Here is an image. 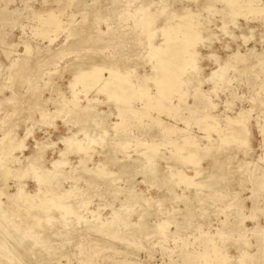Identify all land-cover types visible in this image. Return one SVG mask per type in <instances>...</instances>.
Returning a JSON list of instances; mask_svg holds the SVG:
<instances>
[{"label":"rangeland","instance_id":"374dc122","mask_svg":"<svg viewBox=\"0 0 264 264\" xmlns=\"http://www.w3.org/2000/svg\"><path fill=\"white\" fill-rule=\"evenodd\" d=\"M198 1L201 2L200 0ZM260 1L259 4L255 5H263L264 0ZM142 2L146 6L147 3H150L146 11L151 12L155 8H163V6L166 7L167 5L172 9H176L181 5L192 8L196 4L194 0H143ZM142 2L141 0H132V2L131 0H0V162L4 161L0 168V187L2 188H0V194L4 192V189L7 192L15 193L17 186H14V183L16 185L18 180L19 183L17 185L20 183L24 184L25 191L32 192L35 189V182L31 179L32 172L25 173L27 179L24 177L25 179H22V182H20L21 178H23L21 172L20 174L18 173L19 176L21 175L20 178L16 172H14L16 176L8 170L5 172L6 169L13 170L12 167H16L17 161H21L24 156L34 151L35 141L42 140L44 142L49 139L51 143H54V147L50 146L47 148L43 156L46 169L50 168V162L53 159H58L56 151L64 147L58 141V138L70 136L71 132H78V139H88H85L87 141L85 144H89L88 154L91 156L90 163L87 162L88 164L85 165L88 166V168L86 167L87 170L81 169L80 165V168H78V159L81 155L70 153L66 157L71 165L77 166L76 170L72 166H65L64 169L66 171L62 169L63 173L61 171L56 172L59 175H57L58 179L52 177L54 181L57 179L55 182L52 180L51 183L54 190H58L57 193L75 184L79 189L72 191V195H75L74 192H80L81 189V192H77V195H75L78 197H73V195L68 198V202L64 201L70 207L72 203L75 204L69 210L71 211L74 208L73 212L71 211L72 215L68 213V217L66 214L59 216L60 212L61 214L63 212L59 209L56 212L55 207H50L51 203L48 205L44 204L43 208L46 205L48 207V213H46V208L42 211L39 210L41 206L37 205L39 203L38 200L29 203L27 205L29 206L28 208L24 206L26 205L25 202L21 200H15L16 202H14L1 194L0 201L3 204L0 205V208L3 211L0 209V223L2 222L4 225L0 224V234H5V238L1 241L10 244V247L5 248L3 252V254L5 252L6 254L0 255L2 264H205L206 262L203 263L200 259L197 262L191 260L197 255L204 253V250L212 253L211 245H213L215 251L219 250L222 255L224 254V257L229 259L227 260L228 262L231 261L230 263L227 262V264H240L239 258L241 259V257L244 264H264V135L259 134L262 128L260 129L259 124H257L260 123L261 127H264V124H262V120H264V15L260 16L257 14L254 16L255 14H247V9L243 7L242 1H236L232 7L241 11L240 13H244L248 19L245 15H238L234 20L236 22L235 26L233 23H226L229 14L226 15L222 12L210 15L208 28L211 31L213 30L215 35L214 37H208L205 40L207 43L204 41L205 45H203L204 42H201L194 48L199 60V75H183L182 79L185 80L186 84L179 90V92L181 91L180 94L171 96L170 102L162 103L158 109L152 108L149 104H144V101L131 96L129 99L130 105L137 110H144L151 117H143L142 120L140 119L141 123L127 118L124 120L125 127L119 131L121 135L117 136L116 132L119 129L114 128L113 124L115 123L116 125V123L120 122L118 115L121 112H125L126 108L123 107L121 102L118 103L119 100L115 99L116 101L114 102V99L112 100L104 94L96 93L94 86L91 88L86 84L90 88L86 87L83 83L85 81L82 82L84 87H82L81 82L74 83L73 77L75 72L83 71V69L86 71L89 67L96 68V65L98 68V64L103 65L100 66L101 68L105 65V67L114 65L115 69L121 72L117 73V76L127 73L131 79L128 76L126 78L135 87H150V90L154 91L153 82L158 75L153 62L155 57L158 56L153 54V48L149 46L148 38L144 31L146 29V31L153 32L150 42L156 46L162 41L160 27L165 26L168 22L165 20L166 13L161 12L160 14L156 13L155 16L158 15L156 21L150 28L145 27L143 30V26L142 28L136 27L134 25L136 10H143ZM219 4H215L218 9L222 7ZM223 9L227 11L226 6ZM47 10L54 11V14H57L56 12L59 10L56 19L62 22V27L57 29V31L56 27H53L54 24L43 26V28L51 30L48 35L50 39H53L51 42L47 38H41V36L36 35L35 28L41 25H38L39 19L37 20L33 16L45 15ZM193 11L197 13L199 19L208 15L206 11L197 10L196 8ZM202 22L204 21L202 20ZM222 22L226 23L225 31L219 30ZM208 44L211 48L209 46L204 48ZM24 45L29 47L28 54L25 53ZM230 52L239 53L241 61L237 59L238 61L233 62L231 58L227 60L226 56L233 55ZM208 55H211V57L205 58ZM258 60L260 61L259 63ZM103 61L108 63L104 64ZM109 63L112 65H109ZM152 67H154V70ZM219 67L226 68L224 74L218 79L217 77L209 78L210 72ZM228 67L229 69H227ZM101 76L107 78L108 81H113V77H108L106 70L102 71ZM85 79H88V77ZM204 79H208L206 80L207 82ZM87 82L91 81L88 79ZM87 100H91L93 104H87ZM45 101L47 102L45 103ZM39 103L40 106L35 107V104ZM75 104L83 106L86 114L80 108H77L79 111L73 108ZM169 105H173L175 114L171 118L166 115V108ZM89 108H91L89 110L91 112H88ZM38 109H41L46 114V118H40ZM74 110H76L75 113ZM80 110L82 111L80 112ZM72 112L75 116H79L78 112L84 116H80V119L77 117L76 120ZM97 112H101V114L98 115ZM239 113H247L249 121L246 124L248 127L245 128V125L244 128L248 129V132L246 133L241 125H237V130L240 127L242 129L240 128L237 131L234 126L233 130H236L239 136L236 135V131H234L235 134H232L234 137L239 138L245 133V135L248 134V137L244 135V139L242 135L241 139H233V135H231L233 130H229L230 132L224 130L219 133L218 129L223 128L229 119ZM88 115H91L90 118H88ZM100 116L102 117L100 119L102 124L99 121ZM71 117H75L74 119L77 122L72 120ZM81 117H86L85 120L94 119H91L92 121H82ZM209 117L211 118L209 119ZM202 118L203 122H201ZM78 119L83 123L84 131L87 129V132H84L83 129H80L81 131L78 130L82 128ZM156 119H161L164 123H171L173 127L177 126L175 128L176 135L168 139L166 134L155 124ZM98 121L99 123L97 124ZM104 124L105 126L102 128ZM100 127L102 128L101 130ZM212 127L215 128L212 129ZM26 129H31L33 134L25 138L24 145L26 148L22 153L18 150L10 151V148L8 149L9 151H6L10 142L7 138H4V134L9 131L12 133L15 131L18 136L23 137ZM106 131L109 133L106 134ZM239 132H241V135ZM83 133H87L88 137H84ZM81 134L83 135L81 136ZM98 134L99 136H97ZM186 135L192 138V144H196H193V147H202L209 138L216 141L212 147L207 148L209 150H207L209 152L208 157L207 153L205 154L206 151L201 150L202 152H198L201 158L195 155L201 161L199 160L198 163L196 162L198 160L192 159L196 160L195 162L196 164L198 163V166L195 164L191 165V162L185 161V158L190 153L186 148L191 150L192 147L188 148L190 144L186 148L184 146L182 151L180 150L181 145L185 144L183 143L184 138L182 139L181 136L185 137ZM219 135L225 137L224 143L218 140ZM49 140H47V143H50ZM242 140L245 142L242 143ZM2 141L5 144L7 141L8 143L5 145ZM113 144L119 148L114 145L113 149ZM241 144L246 145L242 146ZM2 147H5V149ZM110 149L113 153L109 155ZM177 149L181 152L179 153L178 151V154H175L174 151H177ZM150 150L154 153L149 152ZM142 151L149 152L148 156L150 157L148 160H145ZM10 152H13V154L9 155L11 154ZM171 154L175 157L172 158ZM10 156L14 159L10 158ZM107 159L110 162L109 160L105 161ZM179 159H182V162ZM98 161L103 162V165L101 170L98 169V172H96L97 169H93V164ZM144 163L148 164V170V166L145 168L144 166L146 165ZM5 166L6 168H4ZM119 166L123 167L119 169ZM170 167H172V171L177 173H170ZM197 167H199V170H197ZM80 169L86 171L85 173L83 171L82 176L78 175L79 172L81 173ZM143 169L146 172L151 171L146 173ZM104 171L107 172L105 173ZM4 172L7 173L6 177L5 175H3L4 177L2 176ZM59 172H61V176ZM107 173H112L110 174L112 176ZM195 173L197 174L195 175ZM12 174L15 177L13 176L12 178L10 176ZM64 174L67 175L65 176L66 180L63 179ZM113 175L115 176L113 177ZM171 175L173 176L170 177ZM180 175L181 178L179 177ZM98 176L101 177L102 181L97 178ZM74 177L79 179L76 180ZM163 183L166 185H163ZM222 190L223 192L221 193ZM82 193L84 194L82 195ZM8 201H13L14 204H12L14 206ZM81 201L86 204V207L82 206L83 203ZM161 201L162 203H160ZM20 202L23 203L22 206ZM36 206L39 207L38 210L40 212ZM76 206L79 207L77 208ZM81 206L82 208H80ZM11 207L12 209L14 207L15 210H11ZM22 208L23 210H21ZM85 208L90 211L93 210L95 212L94 217L98 215L99 221L103 222L111 217L119 226L112 221L111 225L108 224L101 227L103 231L100 228L97 230L88 226L86 229V224L82 225L85 221L81 222V220L84 218L88 221L85 223L93 224V221L89 222V219H94V217L92 214H88ZM8 209L11 211L9 212ZM17 209L19 210L16 211ZM26 210L27 212H24ZM29 210L31 211L29 212ZM49 210L51 211L49 212ZM112 211L117 212V215L112 217L110 215ZM23 213L27 215H23ZM36 213L38 218L34 219L37 215L32 217L34 222L33 220L31 221L33 226H30V228L32 229L33 227L34 229L32 230L37 229L36 231L41 229L39 233H42L43 236L38 234L40 238L41 236L47 238L45 234L55 229H61L63 225L61 223L64 219L66 222H70L74 228L71 229V226L69 227L68 225L70 229L67 230L68 228L65 229L63 227L59 235L56 234L52 239H48V241L53 240L52 245L54 248L56 247V254L54 252V256H51V258L55 257V260L53 259L54 262H51V258L45 254L44 249L40 248V245L36 244L34 240L24 239L23 233L27 226L23 221L25 218H30V214L35 215ZM47 214H51L52 223L43 222L46 218L48 219ZM69 215L76 217V219ZM77 215L82 218L78 219ZM139 215V218H141V223H139L141 231L140 229H134L136 228V222L139 221ZM7 219H12L17 226L10 225L8 221L11 220L6 222ZM37 219L38 221L36 222ZM60 220L62 221L60 222ZM118 220H124L128 226L124 221ZM162 220L169 222L164 232L156 234V231H152L151 234L149 230H153V225ZM74 221L75 225H73ZM5 222L9 223V226ZM38 223L39 225H37ZM94 224L96 225L97 223L95 222ZM130 224L133 228L129 227ZM139 224H137V227ZM106 226L110 228L108 230L110 233L114 232L116 234L113 233L111 235L107 230H104L103 228H106ZM116 226L118 230H116ZM141 226L143 230L148 229L150 226L153 229L150 227L146 231L149 235H146L148 233L145 230L144 233ZM113 227L115 230H113ZM93 230L96 232L94 233ZM132 230L136 232L134 233ZM69 231H71L70 234ZM127 232H130L128 235L134 237L133 239L131 237L132 241L130 240L133 244L127 239L126 242L122 240L128 236L126 235ZM117 233L120 234L117 235ZM132 234L135 235L133 236ZM116 237L117 240L119 238V241H122L118 242ZM45 238L44 240L47 241ZM112 238L115 239L114 242ZM128 238L130 237L128 236ZM208 240L211 241L208 242ZM18 242L22 243V246ZM207 242L211 247L206 245ZM2 249L0 251L4 250ZM14 251L20 255L21 259H19V255L18 259H16L17 255L13 253ZM210 262V264H216L214 261Z\"/></svg>","mask_w":264,"mask_h":264},{"label":"bare ground","instance_id":"6f19581e","mask_svg":"<svg viewBox=\"0 0 264 264\" xmlns=\"http://www.w3.org/2000/svg\"><path fill=\"white\" fill-rule=\"evenodd\" d=\"M71 1V0H70ZM72 1H74V0H72ZM133 1H135V0H133ZM143 0H141V2H142ZM145 1V0H144ZM193 1V0H192ZM195 1V6H193L192 8H190L189 6H186V5H181V6H179V7H177L176 9H172V8H170L168 5L166 6V7H164L163 6V8H155L154 9V11L153 12H151V11H146V10H148L147 9V7H148V5H150V3H147V6H146V4L145 3H143L142 4V6H143V10L142 9H137L136 10V21H134V25L137 27H141L142 28V26H143V30L145 29V27L147 28V27H151V26H153L154 25V23H155V21H156V18H157V16H155L156 15V13L158 14H160L161 12H165L166 13V21L168 22V24H166L165 26H163V27H160V31H161V34H162V41H161V43L160 44H158V45H156V46H154V45H152V42H150V39L153 37L152 35H153V32L151 33L150 31H146V29H145V34L147 35V38H148V42H149V46L151 47V48H153V54L156 56V54H157V56L158 57H155V60H154V67H155V70H157V78L154 80V85H153V87H154V91H152V89L150 90V87H144V86H137V87H135L133 84H132V82L129 80V79H127L126 78V76H130L129 74H120L119 76H117L116 74L117 73H121V72H119L118 71V69H115V67H114V65H112L111 63H109V65L111 64L112 65V67H110V66H108V67H103V68H101L100 66H103V65H101V64H98V66L100 67H98L97 68V65H96V68H90L89 67V69H87L86 71H84V69H83V71L81 70L80 72H75V74H74V77H73V81H74V83H77V82H83V81H85V82H83L84 84H85V86H86V84L88 85V86H90L91 88H93V86L95 87V91H96V93H100V94H104L107 98H110V99H114L113 101L115 102L116 100H119V102L118 103H120L121 102V104L123 105V107H125L126 108V111L125 112H121L119 115H118V117H119V120H120V122H118V123H116V125H115V123L113 124L114 125V128H118L119 130L116 132V130H115V132H116V134H117V136H120L121 135V133L119 132L121 129H123L124 127H125V123H124V120H126L127 118L128 119H133V120H135V121H137V122H140L141 123V121H140V119L142 120V118L144 117H147V118H149V117H151L149 114H147L144 110H141L140 111V109L139 110H137L136 108H134L133 106H131L130 105V102H129V99H130V97L131 96H134L136 99L138 98V100H140V101H144L145 103L144 104H149L150 105V107H154L155 109H158L159 107H160V105L162 104V103H165L166 101H169L170 100V98H171V96H174L175 94H180V92H179V90L181 89V87L182 86H184L185 84H186V82H185V80H183L182 78H183V75L184 76H188V75H190L191 74V76H194V75H199V73H200V68H199V64H198V58H197V53L194 51L195 49L194 48H196L195 46L197 45V44H199V43H201V42H204L208 37H214V35H215V33H213V30L211 31V29L210 28H208L209 27V21H208V19H210L211 17H210V15H213V14H216V13H222V12H224L226 15L227 14H229L228 15V18H227V21H226V23H233V25L235 26V17H237L238 15H241V16H244L245 14L244 13H240L241 11H239L238 9H234L232 6H233V4L237 1H242L243 2V7L244 8H246L247 9V14H255L254 16H256L257 14L258 15H260V16H263L264 15V1H263V5H261V6H259V5H255V4H259L261 1L260 0H200L201 2H199L198 0H194ZM131 2H132V0H131ZM152 2V1H151ZM155 2V1H154ZM159 2V1H158ZM162 2V1H161ZM163 3V2H162ZM194 3V2H193ZM218 4V3H220L219 5H221L222 7L221 8H219L218 9V7L215 5V4ZM140 4V3H139ZM138 4V5H139ZM138 5H136V6H138ZM188 5V4H187ZM225 6L227 7V11H224V9L223 8H225ZM197 9V10H202V11H206V13H208V15L207 16H209V17H207V16H204L203 18H201V19H199V17H198V15H197V13H195V11H193V9ZM44 10H45V8H44ZM60 11H61V9H59ZM59 10H57L58 12H59ZM140 10V11H139ZM48 11V12H47ZM46 11V14L45 15H43V14H41V16H37V15H33L34 16V18H37V20H38V22H39V24L38 25H41L40 27L38 26V27H36L35 28V31H36V35L37 36H41V38H47L48 40H49V42H51L53 39H50L49 37H48V35H49V32L51 31V30H47V29H45V28H43V26L44 25H48V24H54L53 25V27L55 26L56 27V31H57V29H60L61 27H62V22H60V21H58L57 19H56V17H57V14H58V12H56L57 14H54L53 12L54 11H52V10H47ZM167 11V12H166ZM62 12V11H61ZM199 13H200V11H198ZM60 14V13H59ZM224 15V14H223ZM252 15V16H253ZM32 16V17H33ZM36 16V17H35ZM48 16V17H47ZM129 16H131V15H129ZM161 16V15H160ZM69 17V16H68ZM126 17H128V16H126ZM133 17V16H132ZM202 17V16H201ZM245 17H247L246 15H245ZM251 17V16H250ZM33 18V19H34ZM244 18V17H243ZM247 19H248V17H247ZM252 19V18H251ZM254 19V18H253ZM36 19H35V21H37ZM202 20L204 21V22H202ZM206 20V21H205ZM211 21H213V20H211ZM41 23V24H40ZM226 23L225 22H222L221 24H222V26L219 28V30H221V31H225L226 30ZM232 25V26H233ZM45 26V27H46ZM49 27H50V25H49ZM52 27V28H53ZM235 28V27H234ZM233 28V29H234ZM55 31V30H54ZM252 31V30H251ZM229 32V31H228ZM228 32H227V34H228ZM231 33H232V31H230ZM105 33V32H104ZM223 33V32H222ZM234 33V32H233ZM233 36V35H232ZM244 37V36H243ZM247 38V37H246ZM261 39H263V38H261ZM152 40V39H151ZM215 40H217V39H215ZM208 41H209V39H208ZM206 43H207V41H205ZM205 42H204V44L203 45H205ZM209 46V44L206 46V47H204V48H207ZM212 46V45H211ZM24 47H25V53H27L28 51H29V47L28 46H26V45H24ZM149 47V48H150ZM210 47V46H209ZM227 47V46H226ZM211 48V47H210ZM254 50V49H253ZM229 51H231V50H229ZM252 51V50H251ZM264 51V50H263ZM230 53H232L233 55H228V56H226L227 58V60H229L230 58H231V60L234 62V61H236L237 59H239V61H241L240 60V58H239V56H240V54L239 53H237V52H230ZM28 54V53H27ZM250 54V53H249ZM252 54V53H251ZM153 55V56H154ZM254 55V54H253ZM246 56V55H245ZM209 57H211V55H208V56H205V58H209ZM215 57V56H214ZM254 57V56H253ZM259 57V56H258ZM151 58H152V56H151ZM246 58V57H245ZM260 58V57H259ZM244 59V58H243ZM248 59H249V57H248ZM247 59V60H248ZM213 60V59H212ZM230 60V61H231ZM219 61V60H218ZM231 61V62H232ZM238 61V60H237ZM104 62V64H107L105 61H103ZM102 62V63H103ZM260 61L258 60V63H259ZM98 63V62H97ZM156 63V64H155ZM242 63H244V62H242ZM96 64V63H95ZM216 64V63H215ZM261 64V63H260ZM264 64V63H263ZM257 65V64H256ZM1 66V65H0ZM91 66H92V64H91ZM223 66V65H222ZM84 67V66H83ZM93 67V66H92ZM154 67H152L153 68V70H154ZM218 67V66H217ZM254 67V66H253ZM16 68V67H15ZM117 68V67H116ZM151 68V69H152ZM13 69V68H12ZM77 69H79V68H77ZM226 69V68H225ZM225 69L223 68V67H219L218 69L217 68H215V69H213L211 72H210V75L208 76L209 78H216L217 77V79H218V77H221L223 74H224V72H225ZM227 69H229V67L227 68ZM16 70V69H15ZM15 70H13V71H15ZM103 70H106L107 71V73H108V77H113V81H108V79L107 78H105V77H102L101 76V73H102V71ZM261 70V69H260ZM150 71V70H149ZM86 77H88V79L91 81V82H87V80L88 79H85ZM130 78V77H129ZM131 79V78H130ZM205 80V82H207L206 80H208V79H204ZM213 80V79H212ZM73 83V84H74ZM83 83H82V87H84L83 86ZM198 85H199V83H198ZM88 86H86V87H88ZM90 87H88V88H90ZM85 90H86V88H84ZM91 90V89H90ZM93 90V89H92ZM200 90V89H199ZM52 92V91H51ZM84 96H85V94H84ZM105 97V98H106ZM58 98V97H57ZM133 98V97H132ZM34 99V98H33ZM46 99V98H45ZM116 99V100H115ZM60 100V99H59ZM94 100V99H93ZM92 100V101H93ZM106 100H109V99H106ZM112 101V102H113ZM47 101H45V103H46ZM94 102V101H93ZM170 102V101H169ZM86 103L87 104H91L92 102H91V100H87L86 101ZM86 104V105H87ZM93 104V103H92ZM109 104H111V103H109ZM114 104V103H113ZM116 105V104H115ZM120 105V104H119ZM37 106H40V103L39 104H35V107H37ZM121 106V105H120ZM88 107H89V105H88ZM95 107V106H94ZM73 108H75V109H77V108H80V109H82L83 110V106H77L76 104H75V106H73ZM86 108V107H85ZM92 108V107H91ZM91 108H89L88 109V112H91L92 110H93V108L91 109ZM109 108V107H108ZM169 108V109H168ZM91 109V111H89ZM115 109V108H114ZM118 109V108H117ZM167 109V112H166V115H168V116H170V118L171 117H174L175 116V114H174V110H173V105H169V107H167L166 108ZM78 110V109H77ZM82 110H80V112L82 111ZM79 111V110H78ZM84 111V110H83ZM48 112V111H47ZM68 112H70V111H68ZM76 112V110H74V113ZM80 112H78L79 113V116H75L74 115V113L72 112V115H74L75 117V119L77 120V117L80 119V116H82V115H80L81 113ZM86 111H84L83 113H85ZM93 112V111H92ZM99 112V111H98ZM97 112V114L99 115V114H101V112L100 113H98ZM112 112V111H111ZM38 113L40 114V118L42 119V118H46V114L44 113V112H42L41 111V109H38ZM77 113V114H78ZM86 114V113H85ZM88 114V113H87ZM110 114V113H109ZM108 114V115H109ZM58 116V115H57ZM84 116V115H83ZM87 116V115H86ZM91 116V115H90ZM90 116L88 115V118H90ZM93 116H95V115H93ZM116 116V115H115ZM67 117V116H66ZM73 117V116H72ZM71 117V119L72 120H75L74 118H72ZM97 117V116H96ZM95 117V118H96ZM205 117H207V116H205ZM64 118V117H63ZM82 118V117H81ZM86 118V117H85ZM85 118H82V121H87V120H85ZM102 117L100 116V118H99V121H100V123L102 124V122H101V119ZM211 117H209V119H210ZM264 118V117H263ZM29 119H30V117H29ZM78 119V120H79ZM84 119V120H83ZM92 119V118H91ZM90 119V120H91ZM94 119V118H93ZM92 119V120H93ZM97 119V118H96ZM104 119V118H103ZM102 119V120H103ZM118 119V118H117ZM151 119H155V118H151ZM208 119V118H207ZM206 119V120H207ZM75 120V122H77ZM90 120H88V121H90ZM91 120V121H92ZM68 121V120H67ZM80 121V123H79V125L81 124L82 125V128H79L78 130L79 131H81L80 129H83V123H81V120H79ZM78 121V122H79ZM99 121L97 122V124L99 123ZM249 121V119H248V116H247V113H239V114H237L236 116L234 115V117H232L231 119H229L226 123H225V126L222 128H219L218 129V131H219V133H222V131H224V130H226V131H231V130H233L234 129V126H235V129L237 130V128H238V126L237 125H241V127H243V129H245V128H247L248 127V125L246 124L247 122ZM263 121V123L262 124H264V120H262ZM261 121V122H262ZM34 122V121H33ZM44 122V121H43ZM95 122H96V120H95ZM201 122H203V118H202V121ZM212 122V121H211ZM31 123V122H30ZM86 123V122H85ZM84 123V124H85ZM90 123V122H89ZM44 124V123H43ZM46 124V123H45ZM48 124H50V123H48ZM155 124L157 125V127H159L160 129H161V131L163 132V133H165L166 134V137H168V139L170 138V137H173V136H175L176 135V130H175V128L177 127H173V124H171V123H164L161 119H156L155 120ZM257 124H259L258 126H259V128L261 129L262 128V130H260L261 132L259 133L260 135L262 134V135H264V127H261V124L260 123H257ZM31 125V124H30ZM38 125V124H37ZM86 125V124H85ZM84 125V126H85ZM95 125V124H94ZM109 125H111V124H109ZM113 125H111V126H113ZM141 125V124H140ZM217 125V124H216ZM216 125H215V127H216ZM246 125V127L244 128V126ZM105 126V124L102 126V128ZM116 126V127H115ZM236 126H237V128H236ZM79 127H81V126H79ZM215 127H212V129L213 128H215ZM231 127H232V129H231ZM240 127V126H239ZM240 127V128H241ZM101 127H100V130L102 129ZM106 128V127H105ZM111 128H113V127H111ZM226 128V129H225ZM240 128L237 130V131H239L240 130ZM25 129V128H24ZM39 129V128H38ZM211 129V130H212ZM242 129V128H241ZM104 130V129H103ZM102 130V131H103ZM108 130V129H107ZM114 130V129H113ZM236 130H233V132H231V135H233V134H235L234 133V131H236ZM83 131H84V129H83ZM109 131V130H108ZM108 131H106V134L107 133H109ZM112 131V130H111ZM214 131H216V129H214ZM229 131V132H230ZM237 131H236V133H237ZM243 131V130H242ZM241 131V132H242ZM245 131H246V133L248 132V129L246 130L245 129ZM84 132H87V129H86V131H84ZM99 132H101V131H99ZM104 132H105V130H104ZM241 132H239L240 133V135H241ZM70 133V132H69ZM77 133L78 132H71L69 135L70 136H65V137H59L58 138V141L59 142H61L62 144H63V148H61V149H59V150H57L56 152H57V157H58V159H53L51 162H50V168L48 169H46L45 168V161L43 160L44 159V153H45V151H46V149L47 148H49L50 146L52 147H54V143H51V141L49 140V139H47V140H49L50 141V143H47V140L46 141H44V142H42V140H39V141H35V144H34V151L31 153V154H29V155H27V156H24L23 157V159L21 160V161H17V165H16V167L15 168H13L12 167V169L13 170H11V169H6V171L5 172H7V170L8 171H10L11 173H13V174H15V176H16V173L18 174H20V172H21V175L23 174V178H21V180H20V182H22V179H25L27 176H26V174L25 173H28V172H32L33 173V175L31 174V179L33 180V182H35V189L32 191V192H28V191H25V189H24V184H19V185H17L18 183H19V180H18V177L20 178L21 177V175L19 176V174H18V177H17V180H18V183L15 185V183H14V186H17L16 187V192L14 193H10V192H7V190L5 191V189H4V192L3 193H1V194H3L7 199H9V200H13L14 202H16L15 200H21L22 202H25L26 203V205H24V206H27L29 203H32V202H36L37 200H38V202L39 203H37V205L40 207L41 206V209H39V210H43V209H45L46 208V213H48V207H47V205L48 204H50L51 203V205H50V207H52V208H56L55 210H56V212H57V210L59 209V210H61L62 212H63V214H61V212H60V215L59 216H63L64 214H66V216H67V214L68 213H70L71 215H72V213H71V211L74 209H72L71 211H69L70 209H71V207H73L75 204L74 203H72V201H71V203H72V206L70 207L67 203L65 204V202L64 201H66V202H68V198H70V196H73L72 195V191H76V189L78 190L79 188L76 186V184L75 185H73V186H71V187H69L68 189H64V190H60L58 193H57V191H55L54 190V188H53V184H51L52 183V180L54 181V179H52V177L54 178V177H56L57 179H58V173L56 174V172H58V171H61L62 169H64L65 168V166H72V168L74 167L75 169L74 170H76V167L77 166H73V165H71V163H70V161L68 160V156L67 155H70V153H73L74 155L75 154H77V155H81L80 157H79V159H78V168H80L79 167V165L81 166V169H87L88 168V166H85L86 164H88L87 162H89L90 163V155L88 154V150H89V144L87 143V144H85V142H87L86 140H88V139H78L77 138ZM217 133V132H216ZM233 133V134H232ZM244 133V132H243ZM31 134H33L32 132H31V129H26V133L23 135V137H21V136H18L16 133H15V131L12 133L11 131H9V132H7L6 134H4V138L6 139H8V141L10 142V143H8V141H7V143H8V146H7V148H6V151H9L8 149L10 148V151H13L14 152V150H18L19 152H21L22 153V151L26 148V146L24 145V140H25V138L28 136V135H30L31 136ZM80 134V133H79ZM78 134V135H79ZM84 134V135H83ZM83 134H81V136L83 135L84 137H88L87 136V133L85 134V133H83ZM119 134V135H118ZM89 135V134H88ZM91 135V134H90ZM103 135V134H102ZM109 135V134H108ZM236 135H238L239 136V134L237 133ZM235 135V136H236ZM243 135V134H242ZM241 135V136H242ZM244 135H245V133H244ZM243 135V136H244ZM97 136H99V134L97 135ZM101 136V135H100ZM110 136V135H109ZM237 136V137H238ZM240 136V137H241ZM246 137H248V134H246L245 135ZM245 136L243 137L244 139H245ZM3 137V136H2ZM90 137H93V136H90ZM89 137V138H90ZM219 138H218V140H220V142H222V143H224L225 141V137L224 136H218ZM236 138V137H234V135H233V139H235L236 138V140L237 139H241V138ZM106 138V137H105ZM181 138L183 139L184 138V141H183V143H185V144H183V145H181V151H182V149L184 148V146H185V148L187 147V145L188 144H190V146L188 147V148H190L191 146V150H189V149H187L186 148V150H188L189 152V156L188 157H190V158H188V157H186L185 159V161H187L188 163L189 162H191L192 164L191 165H197L198 163H199V160L201 161V156H199V151H201V150H203V151H206L205 152V154L207 155V157H208V153L209 152H207V148H210V147H212V145L213 144H215L216 143V141L215 140H213L212 138H209L207 141H206V143L202 146V147H200L199 148V146L198 147H193V144H195V143H193L192 144V138H190V137H188L187 135L184 137V136H181ZM4 139V140H5ZM91 140V139H90ZM111 140V139H110ZM247 140V139H246ZM102 141V140H101ZM200 141V140H199ZM240 141V140H239ZM89 142V141H88ZM245 141H243L242 140V143H244ZM2 143H4L3 141H2ZM6 143V144H7ZM92 143V142H91ZM5 144V143H4ZM4 144H3V146H4ZM5 144V145H6ZM105 144V143H104ZM114 145L115 144H113V149H114ZM196 145V144H195ZM194 145V146H195ZM242 145V144H241ZM244 145V144H243ZM242 145V146H243ZM246 145V144H245ZM244 145V146H245ZM247 145H248V142H247ZM2 146V145H1ZM116 146V145H115ZM158 146H159V144H158ZM118 146H116V148H117ZM2 148H4L5 149V147H2ZM119 148V147H118ZM246 148V147H245ZM121 149V148H120ZM248 149V148H247ZM246 149V150H247ZM119 150V149H118ZM186 150H183V151H186ZM196 150H198V151H196ZM17 151V152H18ZM109 151H111V149L109 150ZM115 151V150H114ZM119 151H121V150H119ZM178 149H177V151H174V153L175 154H178ZM181 151H179V153L181 152ZM196 151V152H195ZM209 151V150H208ZM13 152H10L11 154H9V155H12L13 154ZM96 152V151H95ZM103 152H105V151H103ZM116 152V151H115ZM143 152V151H142ZM141 152V153H142ZM149 152H152V153H154L153 151H149ZM149 152H143L142 153V155L143 156H145V160H148L149 159V157L150 156H148V153ZM202 152V151H201ZM7 153V152H6ZM106 153H107V150H106ZM105 153V154H106ZM111 153H113V151H111V152H109V155L111 154ZM174 153H173V155H174ZM187 153V152H186ZM103 154V153H102ZM104 154V155H105ZM191 154H192V156H191ZM204 154V155H205ZM8 155V154H7ZM8 155V156H9ZM97 155V154H96ZM172 155V154H171ZM173 155H172V158H174L173 157ZM195 155H198V157H200L199 158V160H198V157H196ZM8 156H5V157H8ZM67 156V157H66ZM106 156H107V154H106ZM113 156V155H112ZM138 156H139V154H138ZM210 156V155H209ZM264 156V155H263ZM12 156H10V158H11ZM177 157V156H176ZM205 157V156H204ZM13 158V157H12ZM153 158V157H152ZM193 158H195L196 160H198V161H196V160H192ZM203 158V157H202ZM14 159V158H13ZM110 159V158H109ZM109 159H107V160H105V161H108ZM117 159V158H116ZM16 160V159H15ZM111 160V159H110ZM110 160H109V162H110ZM133 160H135V159H133ZM174 160H176V159H174ZM214 160V159H213ZM1 161V160H0ZM122 161H123V159H122ZM122 161H120L121 163H122ZM125 161V160H124ZM136 161V160H135ZM142 161V160H141ZM179 161H181L182 162V159L180 160L179 159ZM178 161V162H179ZM184 161V160H183ZM198 162L197 164H196V162ZM4 162V161H3ZM3 162H0V168L2 167V163ZM112 162H113V160H112ZM118 162H119V160H118ZM117 162V163H118ZM154 162V161H153ZM177 162V161H176ZM193 162H195V163H193ZM103 162H100V161H98V162H94V164H93V169H97V171L96 172H98V169L99 170H101V168H102V164ZM121 163H120V165H121ZM126 163V162H125ZM134 163V162H133ZM185 163V162H184ZM5 164V163H4ZM48 164V163H47ZM145 164V163H144ZM178 164V163H177ZM182 164V163H181ZM187 164V163H186ZM107 166H108V164H106ZM105 165V166H106ZM119 165V164H118ZM139 165V164H138ZM146 165V164H145ZM216 165V164H215ZM117 166V165H116ZM124 166V165H123ZM123 166H119V169H120V167H123ZM148 166V164L146 165V166H144L145 168ZM198 166V165H197ZM223 166V165H222ZM87 167V168H86ZM130 167H133V166H130ZM129 167V168H130ZM178 167V166H177ZM195 167V166H194ZM200 167V166H199ZM199 167H197L198 169L197 170H199ZM4 168H6V166L4 167ZM3 168V169H4ZM9 168V167H8ZM69 168V167H68ZM108 168V167H107ZM107 168H106V170H107ZM126 168V167H125ZM138 168V167H137ZM148 168H149V166L147 167V170H148ZM151 168V167H150ZM175 168V167H174ZM193 168V167H192ZM212 168H213V165H212ZM219 168V167H218ZM221 168V167H220ZM2 169V170H3ZM80 169V171H81V173L79 172V171H77V172H79V174L78 175H80V176H82L81 174L83 173V171H84V173L86 172L85 170H81ZM95 169V170H96ZM152 169V168H151ZM172 169V167H170V173H174L175 171H172L171 170ZM1 170V169H0ZM65 170V169H64ZM88 170V169H87ZM89 170H90V168H89ZM104 170V169H103ZM145 172H146V170L145 169H143ZM153 170V169H152ZM176 170V169H175ZM217 170V169H216ZM216 170H215V172H216ZM66 171V170H65ZM69 171V170H68ZM67 171V172H68ZM70 171H72L71 169H70ZM149 171H151V170H149ZM149 171H147L148 173H149ZM156 171V170H155ZM180 171V170H179ZM193 171H195V170H193ZM3 173L2 174V176L3 175H5V177H6V174L7 173ZM14 172H16V173H14ZM62 173L64 172V171H61ZM61 172H59L60 173V176H61ZM93 172V171H92ZM105 173L107 172V171H104ZM139 172V171H138ZM146 172V173H147ZM197 172V171H196ZM212 172V171H211ZM2 173V172H1ZM9 173V172H8ZM29 173V174H30ZM74 173H75V171H74ZM90 173H91V171H90ZM113 173V172H112ZM112 173H110V174H112ZM121 173V172H120ZM137 173V172H136ZM145 173V174H146ZM155 173V172H154ZM177 172H175V174H176ZM182 173V172H181ZM198 173V172H197ZM197 173H195V175L197 174ZM10 174V173H9ZM10 175L12 178H13V176L14 175ZM55 174H56V176H55ZM68 174V173H67ZM87 175H88V173H86ZM107 174H109V173H107ZM109 174V175H110ZM129 174V173H128ZM151 174H153V173H151ZM150 174V175H151ZM58 175V176H57ZM63 175V174H62ZM69 175H70V173H69ZM73 175V174H72ZM95 175H96V173H95ZM100 176H101V174H99ZM103 175V174H102ZM121 175V174H120ZM147 175H149V174H147ZM146 175V176H147ZM174 175V174H173ZM173 175H171L170 177H172ZM178 175H179V172H178ZM177 175V176H178ZM14 176V177H15ZM65 176H67L66 174H64V178L63 179H65ZM75 176V175H74ZM83 176H84V174H83ZM88 176H90V175H88ZM103 176H106L105 174L103 175ZM110 176H112V175H110ZM115 175H113V177H114ZM145 176V177H146ZM175 176V175H174ZM182 176H185V175H182ZM4 177V176H3ZM25 177V178H24ZM95 177V176H94ZM93 177V178H94ZM149 177V176H148ZM155 177H157L156 175H155ZM176 177V176H175ZM180 178H181V175L179 176ZM60 178V177H59ZM62 178V177H61ZM69 178V177H68ZM67 178V179H68ZM92 178V179H93ZM99 180H101L100 178L101 177H97ZM130 178V177H129ZM151 178V177H150ZM177 178V177H176ZM175 178V179H176ZM179 178V179H180ZM184 178V177H183ZM187 178H189V177H187ZM196 178V177H195ZM5 179V178H4ZM27 179V178H26ZM56 179V180H57ZM71 179V178H70ZM74 179H76L75 177H74ZM79 179V178H78ZM78 179H76V180H78ZM91 179V180H92ZM108 179H110V178H108ZM151 179H154L153 177L151 178ZM192 179V178H191ZM15 180V179H14ZM16 180V181H17ZM55 180V181H56ZM60 180V179H59ZM66 180V179H65ZM81 180V179H80ZM99 180H97V181H99ZM104 180V179H103ZM178 180V179H177ZM185 180H187V179H185ZM190 180V179H189ZM15 181V182H16ZM54 181V182H55ZM82 181V180H81ZM102 181V180H101ZM111 181V180H110ZM152 181V180H151ZM151 181H149V182H151ZM156 181V180H155ZM161 181V180H160ZM212 181V180H211ZM141 182V181H140ZM153 182V181H152ZM161 182H163V181H161ZM184 182V181H183ZM208 182V181H207ZM103 183H104V181H103ZM213 183V182H212ZM219 183V182H218ZM87 184V183H86ZM93 184H95L94 182H93ZM97 184V183H96ZM113 184V183H112ZM153 184H154V182H153ZM165 183H163V185H164ZM200 184V183H199ZM206 184V183H205ZM52 185V186H51ZM155 185V184H154ZM159 185V184H158ZM160 185H162V184H160ZM166 185V184H165ZM211 185V184H210ZM90 186V185H89ZM213 186V185H212ZM55 187V186H54ZM58 187V186H57ZM1 188V187H0ZM92 188V187H91ZM220 188V187H219ZM2 189V188H1ZM57 189V188H56ZM122 189V188H121ZM166 189V188H165ZM172 191V190H171ZM225 191V190H224ZM78 192V191H77ZM77 192H74L75 193V195H77ZM80 192H81V189H80ZM80 192H78V193H80ZM223 192V190L221 191V193ZM225 192H227V191H225ZM137 193H139V192H137ZM172 193V192H171ZM1 194H0V196H1ZM84 193H82V195H83ZM122 194V193H121ZM2 195V196H3ZM73 196V197H78V196ZM81 195V196H82ZM113 195V194H112ZM129 195V194H128ZM126 196H127V194H126ZM171 196V195H170ZM187 196V195H186ZM199 196V195H198ZM85 197H87V195H85ZM223 197V196H222ZM83 198V197H82ZM134 198V197H133ZM133 198H131V199H133ZM172 198H173V196H172ZM199 198V197H198ZM64 199H67V200H64ZM80 199V198H79ZM170 199V198H169ZM183 199V198H182ZM63 201V203H62V201ZM70 200V199H69ZM77 200V199H76ZM163 200V199H162ZM187 200V199H186ZM185 200V201H186ZM229 200V199H228ZM7 201V200H6ZM13 201L12 202H10V201H8V202H10L11 204L13 203ZM73 201L76 203V201L74 200V198H73ZM134 201V200H133ZM5 202V201H4ZM19 202V201H18ZM57 202V203H56ZM58 202H60V203H58ZM79 202V201H78ZM82 202V201H81ZM131 202V201H130ZM129 202V203H130ZM150 202V201H149ZM148 202V203H149ZM158 202V201H157ZM204 202V201H203ZM231 202V201H230ZM233 202V201H232ZM10 203H9V205H10ZM24 203V204H25ZM83 203V202H82ZM82 203H81V205H82ZM125 203V202H124ZM160 203H162V201L160 202ZM1 204H3V203H1V201H0V205ZM8 204V203H7ZM14 204V203H13ZM12 204V206H14ZM19 204V203H18ZM20 204H21V206L23 205V203H21L20 202ZM44 204H47L46 205V207L45 208H43V206H44ZM125 204H127V203H125ZM228 204V203H227ZM8 205V206H9ZM86 204L85 203H83V205L82 206H85ZM31 206V205H30ZM33 206V205H32ZM80 206V205H79ZM79 206H76L77 208L79 207ZM82 206L80 207V208H82ZM148 206V205H147ZM19 208H20V206H18ZM28 208H29V206H27ZM37 207V206H36ZM39 207H37V210H38V208ZM86 207V206H85ZM121 207V206H120ZM132 207V206H131ZM6 208H8V207H6ZM9 208H10V206H9ZM77 208H76V211H77ZM79 208V209H80ZM1 209V208H0ZM4 209H5V207H4ZM24 209H25V207H24ZM32 209V208H31ZM34 209V208H33ZM79 209H78V211H79ZM86 209V208H85ZM104 209V208H103ZM126 209H127V207H126ZM149 209V208H148ZM151 209V208H150ZM2 210V209H1ZM9 210V209H8ZM11 210H15L14 209V207H13V209H12V207H11ZM11 210H9V212L11 211ZM19 209H17L16 211H18ZM21 210H23V208L21 209ZM38 210V211H39ZM52 210V209H51ZM51 210H49V212L51 211ZM58 210V211H59ZM84 210V209H83ZM96 210V209H95ZM3 211V210H2ZM15 211V212H16ZM31 210H29V212H30ZM88 214L90 213V214H92L93 215V217H94V214H95V212L93 211V210H89V209H86L85 210ZM176 211V210H175ZM24 212H27V210L26 211H24ZM28 212V213H29ZM34 212V211H33ZM35 212H37V211H35ZM40 212V211H39ZM73 212V211H72ZM75 212V211H74ZM145 212V211H144ZM143 212V213H144ZM0 213H1V211H0ZM14 213V212H13ZM17 213V212H16ZM15 213V214H16ZM19 213H20V211H19ZM22 213V212H21ZM38 213V212H37ZM37 213L35 214V215H31V214H33V213H31L30 214V218H25V220L23 221L24 222V224L27 226L26 228H25V230H24V239L25 240H34L35 242H36V244H38V245H40V248H43L44 249V251H45V254L46 255H48L50 258H51V256H54L53 254H54V252L56 251V247L54 248V246L52 245L53 244V240H49L48 241V239H52V237H54V235L56 236V234L57 235H59L60 233L59 232H61L62 230V228L64 227L65 229H67V230H69L70 228V226H71V229L73 228L72 227V225H71V223L70 222H66V220L64 219V221L61 223V225H62V228L61 229H55V230H53V231H51V232H49V233H47V234H45V236H47V238H45V237H42L43 236V234L42 233H39V231L41 230H38V231H36V230H32V229H34L33 227H32V229L30 228V226H33V225H31V221L33 220V222H34V219H36V218H38V215H37ZM46 213H45V215H46ZM75 213H77V212H75ZM112 214H110L112 217H114L115 215H117L116 213L117 212H115V211H112L111 212ZM24 214H26V213H23V215ZM38 214H40V213H38ZM59 214V213H58ZM169 214V213H168ZM27 215V214H26ZM37 215V217H35ZM44 215V216H45ZM49 214H47V217H48V219L46 218L43 222H48L47 224H49L50 222L52 223V220L50 219L51 217H50V215L48 216ZM80 215V214H79ZM159 215V214H158ZM162 215V214H161ZM191 215V214H190ZM35 217L34 219H32V217ZM43 216V215H42ZM70 216V215H69ZM74 216H76L75 214H74ZM73 216V217H74ZM78 216V215H77ZM91 216V215H90ZM97 216L98 215H96V217H94V219H89V222L91 221H93V224L91 223V224H87V223H85L87 220H85L84 218H83V220H81V222L82 221H85L82 225H85L86 224V226H85V228L88 226L89 228H95V229H97V230H99V228H100V230L101 231H103L102 230V228L101 227H104V225H111V222L113 221V222H116V221H114L113 219H111V217H110V219H107L106 221H99V219L97 218ZM142 216V215H141ZM144 216H145V213H144ZM167 216V215H166ZM46 217V216H45ZM68 217V216H67ZM70 217H72V216H70ZM72 217V218H73ZM100 217V216H99ZM109 217V216H108ZM140 217V215L138 216V220L140 221H138V222H136L137 224H139V223H141V218H139ZM143 217V216H142ZM149 217V216H148ZM59 218H61V217H59ZM79 218H82L81 216H78V219ZM118 218H120V217H118ZM117 218V219H118ZM122 218V217H121ZM120 218V219H121ZM166 218V217H165ZM181 218V217H180ZM1 219V218H0ZM74 219H76V217H74ZM77 219V220H78ZM102 219V218H101ZM115 219V218H114ZM146 219V218H145ZM167 219V218H166ZM169 219V218H168ZM4 220V219H3ZM2 220V221H3ZM8 220H11V221H8ZM14 220V219H13ZM21 220V219H20ZM19 220V221H20ZM144 220V219H143ZM171 220V219H170ZM174 220V219H173ZM10 222V225H15V226H17V224H15V222H13L12 221V219H7L6 220V222ZM38 221V219L36 220V222ZM57 221H58V219H57ZM62 220H60V222H61ZM69 221H71V220H69ZM98 221H99V224H98ZM118 221H121V220H118ZM124 220H122L121 222H123ZM137 221V220H136ZM4 222V221H3ZM5 222V223H6ZM21 222H22V220H21ZM41 222H42V220H41ZM59 222V221H58ZM79 222V221H78ZM88 222V221H87ZM97 223L96 225L94 224V223ZM121 222H119V223H121ZM143 222H145V221H143ZM174 222V221H173ZM2 223V222H1ZM0 223V224H1ZM68 223H70V224H68ZM117 223V222H116ZM116 223H114L115 225H116ZM124 223L126 224L127 222H125L124 221ZM167 223H169L168 221L166 222L165 220H162V221H158V223H155L152 227L154 228H152L151 226V228L153 229V230H149V228L150 227H148L149 226V224H148V229L146 228V230H145V232L147 231V230H149L150 232H151V234H152V231H156L155 233L156 234H158V233H163L164 232V230L166 229V227L168 226L167 225ZM3 224V223H2ZM6 224H8V226H9V223H6ZM22 224V223H21ZM43 224V223H42ZM46 224V225H47ZM118 224V223H117ZM132 224V223H131ZM130 224V226L129 227H131L132 225ZM137 224H136V228H134L135 230L137 229H140L139 227H140V224H139V226L137 227ZM4 225V224H3ZM25 225H24V227H25ZM37 225H39V223L37 224ZM37 225H35V226H37ZM68 225H69V227H68ZM73 225H75V221H74V224ZM127 225V224H126ZM125 225V226H126ZM134 225V224H133ZM147 225V224H146ZM28 226H29V228H28ZM49 226V225H48ZM53 226V225H52ZM118 226H119V224H118ZM124 226V228H126ZM128 226V225H127ZM2 227V226H1ZM19 227H21V226H19ZM50 227H51V225H50ZM115 227V226H114ZM113 227V228H114ZM121 227H122V224H121ZM142 227V226H141ZM173 227H175V226H173ZM177 227V226H176ZM18 228V227H17ZM113 228H111V229H113ZM116 228H117V226H116ZM123 228V227H122ZM131 228H133V227H131ZM181 228V227H180ZM1 229V228H0ZM16 229V228H15ZM19 229V228H18ZM24 229V228H23ZM44 229V228H43ZM74 229V228H73ZM87 229V228H86ZM104 230H107V232H109L108 230H110V228L109 227H107L106 226V228H103ZM119 229H121V228H119ZM127 229H128V227H127ZM13 230V229H12ZM21 230H22V228H21ZM66 230V231H67ZM91 230V229H90ZM113 230H115V228L113 229ZM116 230H118V228L116 229ZM142 230H143V227H142ZM144 230H143V232H144ZM179 230V229H178ZM10 231V230H9ZM23 231V230H22ZM65 231V230H64ZM94 231V230H93ZM133 231V230H132ZM131 231V233H133ZM140 231H141V229H140ZM246 231V230H245ZM74 232H75V230H74ZM96 231H94V233H95ZM105 232V231H104ZM103 232V234H105ZM112 232V231H111ZM115 232H117V231H115ZM136 232V231H135ZM134 232V233H135ZM144 232V233H145ZM11 233V232H10ZM19 233V232H18ZM17 233V234H18ZM44 233H45V230H44ZM71 233V231H69V234ZM86 233H88V232H86ZM110 233V232H109ZM114 232H112V233H110L111 235L113 234ZM121 233V232H120ZM119 233V234H120ZM130 233V232H129ZM128 232H127V234L126 235H128L129 234ZM140 233H142V232H140ZM146 233H148V232H146ZM38 234H42V236H41V238L39 237V235ZM100 234H102V233H100ZM114 234H116V233H114ZM118 233H117V235H119ZM122 234H125V233H122ZM121 234V236H123ZM137 234V233H136ZM151 234H150V236H151ZM154 234V233H153ZM5 235V234H4ZM3 234L1 235L0 234V249H2L3 251H0V255L2 256V254H3V252L5 251V248H8V247H10V244L9 243H7V242H2L1 240L2 239H4L5 238V236H4ZM66 235V234H65ZM89 235V234H88ZM133 235V234H132ZM135 235V234H134ZM133 235V236H134ZM138 235V234H137ZM141 235V234H140ZM146 235H149V233L148 234H146ZM155 235V234H154ZM203 235V234H202ZM87 236V235H86ZM101 236V235H100ZM104 236V235H103ZM128 236L130 237V238H128ZM125 239H122V240H124L125 242H126V239L130 242V240L132 241V239L134 238V237H132L131 235H128ZM204 236H206V235H204ZM13 237V236H12ZM11 237V238H12ZM61 237V236H60ZM99 237V236H98ZM109 237H110V235H109ZM131 237H132V239H131ZM146 237H148V236H146ZM23 238V237H22ZM44 238L45 239H47V241L46 240H44ZM56 238V237H55ZM62 238H63V236H62ZM60 239V238H59ZM68 239V238H67ZM66 239V240H67ZM110 239V238H109ZM112 239H114V238H112ZM121 239V238H120ZM63 240V239H62ZM116 240H117V237H116ZM122 240H120V241H122ZM5 241V240H4ZM54 241H56V240H54ZM64 241H65V238H64ZM69 241V240H68ZM111 241V240H110ZM113 242L115 241V239L114 240H112ZM118 242H120L119 241V238H118V240H117ZM117 241H116V243H117ZM209 241H211V240H208V242ZM20 242V241H19ZM18 242V244L19 245H21L22 243H19ZM24 242V241H23ZM28 242V241H27ZM208 242H207V246H209L208 245ZM33 243V242H32ZM111 243V242H110ZM131 243V242H130ZM212 243V242H211ZM13 244V243H12ZM131 244H133V243H131ZM210 244V243H209ZM213 244V243H212ZM18 245V246H19ZM116 245V244H115ZM127 245V244H126ZM130 245V244H129ZM128 245V246H129ZM15 246V245H14ZM22 246V245H21ZM33 246H34V244H33ZM120 246V245H119ZM212 246V249L213 250H211L212 251V253H210V252H207L206 250H204L205 252L204 253H202V254H199V255H197L196 257H194L191 261H193V262H197L199 259L200 260H202L203 261V263L204 262H206L205 264H207V263H209L210 261H214L216 264H227V260H229V259H226L225 257H224V254L222 255V253L218 250H214V247H213V245H211ZM211 246H209V247H211ZM38 247V246H37ZM60 248V247H59ZM26 249V248H25ZM33 249V248H32ZM224 249V248H223ZM25 251V250H24ZM10 252H12V251H10ZM13 253H15L16 255H17V257H16V259H18V255L19 254H17V252L16 251H14ZM4 254H6V252L4 253ZM3 254V255H4ZM55 254H56V252H55ZM7 256V255H6ZM22 256V255H21ZM245 256V255H244ZM48 257V258H49ZM5 258H7V259H9L8 257H5ZM19 259H21V257H20V255H19ZM23 259V258H22ZM55 260V257L53 258H51L50 260H51V262L53 261L54 262V260ZM9 261V260H8ZM18 261V260H17ZM10 262V261H9ZM35 262H36V260H35ZM213 262V263H214ZM231 262V261H230ZM230 262H228V263H230ZM237 262H238V259H237ZM1 263V262H0ZM19 263V262H18ZM32 263V262H31ZM38 263V262H37ZM134 263V262H133ZM211 263V262H210ZM209 263V264H210ZM239 263L240 264H244V262H243V260H242V257H241V259L239 258ZM2 264V263H1Z\"/></svg>","mask_w":264,"mask_h":264}]
</instances>
